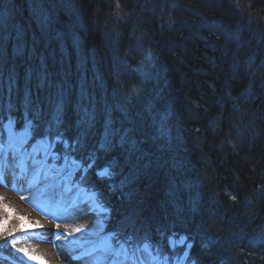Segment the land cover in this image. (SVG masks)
Instances as JSON below:
<instances>
[{
  "label": "trees",
  "instance_id": "16d2710c",
  "mask_svg": "<svg viewBox=\"0 0 264 264\" xmlns=\"http://www.w3.org/2000/svg\"><path fill=\"white\" fill-rule=\"evenodd\" d=\"M12 1L10 26L0 17V156L47 175L43 194L62 177L94 195L103 230L147 259L264 264V0ZM87 70L93 88L77 82ZM45 73L51 86L38 88ZM26 226L0 207V255L23 262Z\"/></svg>",
  "mask_w": 264,
  "mask_h": 264
},
{
  "label": "rangeland",
  "instance_id": "374dc122",
  "mask_svg": "<svg viewBox=\"0 0 264 264\" xmlns=\"http://www.w3.org/2000/svg\"><path fill=\"white\" fill-rule=\"evenodd\" d=\"M11 1L12 0H0V17L5 16L4 18L7 19L6 23H4L5 27L10 26L7 22L11 21L13 16L10 14V12L12 13L11 9L13 7ZM36 8L37 9L34 10V15L38 20V25L43 29H48L50 26V24H48L50 23V18L46 16L40 3L36 2ZM76 19L79 21V25L84 23L80 21H84V19L79 17L78 14ZM91 22L95 23V20L92 19ZM67 26L68 24H66V28ZM80 46L81 45L77 47L78 50L81 48ZM44 152L46 153L48 151L44 150ZM3 174L4 173L0 170V198H2V201L6 203L15 214H20L22 216L25 226L27 225L26 227H28V230L22 232L21 237L16 242L17 248L27 250V253L22 252L23 258L26 259L30 256L39 257L40 260L31 259V261L36 264H45V262L46 264H96L94 260L96 258V253L86 256L82 254L79 256V259H74L79 250L78 247L75 246L77 235L72 231L70 234L59 236L58 240L54 235L55 233L61 232V230L69 232L68 228L72 230L79 227L88 228L92 231L86 233V235L93 236L99 234L102 225L99 219L90 212V209H86L82 204L80 205V203H78L74 209L69 210L68 207L70 205L66 206V204H68L70 197L64 196L59 208L54 202L49 210H45L46 205L41 204V200L37 197L38 193H31L28 195V198H26V192L22 190V186L24 185L28 188L32 187L36 175L31 178L19 172L14 175L17 177L19 183L10 184L8 180L3 181ZM49 201H51V199ZM93 208L96 207L93 206ZM57 225H59V227H57ZM68 225H70V227H68ZM43 228L46 230H43ZM40 230H42V234ZM59 234L62 235L63 233ZM38 245L45 246L48 252H39ZM96 246V251H100L98 252L100 256L108 255L103 251L105 245L97 243ZM48 255H50L52 259L48 257ZM3 261L4 260H1V262ZM115 264H122V260L117 261Z\"/></svg>",
  "mask_w": 264,
  "mask_h": 264
},
{
  "label": "snow or ice",
  "instance_id": "6c2138e0",
  "mask_svg": "<svg viewBox=\"0 0 264 264\" xmlns=\"http://www.w3.org/2000/svg\"><path fill=\"white\" fill-rule=\"evenodd\" d=\"M26 52H27V45L26 44H20V45L17 46V54L18 55L24 56L26 54ZM30 54L32 56H34V57L36 56V53H35L34 49H33V51ZM37 58L40 59L41 66H43V58L42 57H37ZM27 78L30 80L31 79V74H29ZM50 86L51 85L48 82L46 73L43 74V75H38V83H37V87L38 88H46V87H50ZM24 101H25V107L26 108H27V106H29L32 103V100H31V97H30V93H29V91L27 89L25 90ZM57 111L58 112L63 111V101H61V103L57 105ZM37 116H39V110H37ZM56 122L59 123V118H57ZM7 127H8V130L10 131L9 141L11 143V141H12V131L11 130L14 127V122L12 120H9V123H8ZM25 127L27 128L28 133H30L33 130V125L31 124V122H26ZM3 147H4V145L2 143H0V151L3 150ZM20 147H21V150L24 149L23 142H21ZM30 159H31V157H30ZM77 167H78V170H80L81 166L78 165ZM97 176H99L101 179H104L106 177H110L111 173H110V171L107 168H105V169H102L101 171L97 172ZM0 199H2V198H0ZM0 207H3L4 210L9 212V213L12 212V209H8L6 206L0 205ZM3 223H7V221H3ZM57 227H59V225H57ZM76 231L79 232V231H81V229L78 228V229H76ZM54 235L58 239L60 234L59 233H55ZM115 239H118V238H115ZM15 242L16 241H13V243H15ZM20 251L27 253L26 249H21ZM103 251L106 254H108V255L116 256V257H119L120 255H124V257H125L124 264H128V261L133 260V257H134V253L132 254V256H129L127 254V250L126 249L121 247L119 250H117L113 244H111V243H109L107 241L105 242V246L103 248ZM144 251H145V253H148V252L151 251V248L148 247ZM29 258L30 259H34V260H40L39 257H35V256H30ZM74 259H75V257H74ZM45 264H46V262H45ZM133 264H138V261H134L133 260ZM148 264H163V262L157 257H152V259L148 262Z\"/></svg>",
  "mask_w": 264,
  "mask_h": 264
},
{
  "label": "bare ground",
  "instance_id": "6f19581e",
  "mask_svg": "<svg viewBox=\"0 0 264 264\" xmlns=\"http://www.w3.org/2000/svg\"><path fill=\"white\" fill-rule=\"evenodd\" d=\"M23 3H25V1H27V0H21ZM11 2H13V1H11ZM28 2V1H27ZM19 30L21 31L22 29L21 28H19ZM67 34H71V33H68V32H66ZM71 58H73V59H78V57H76V56H72ZM74 62V61H73ZM74 64L75 63H73L72 65L74 66ZM37 78H38V75H37ZM34 79H35V76H34ZM77 80V79H76ZM77 82H81V83H83L84 85H86L87 87H89V88H93V76H92V71H90V70H87L86 71V73L84 74V76H82L81 77V81L80 80H77ZM105 90H108V92L110 93V92H113V93H116L117 91H116V88H115V86H113L111 83H109L107 86H106V88H105ZM68 204L71 206V207H73V204L71 203L70 204V202L68 201ZM129 222V227L128 226H126L127 227V230H130L132 233H135L136 232V230L135 229H137V232H139V233H141L140 231L141 230H143L142 229V226L140 225V224H138V223H134V222H130V221H128ZM145 228H148V226H145ZM38 251L40 252H48V249L45 247V246H43V245H38ZM48 257H50L51 259H52V257L50 256V255H48ZM54 258V257H53ZM0 263L1 264H11L9 261H3V262H1L0 261Z\"/></svg>",
  "mask_w": 264,
  "mask_h": 264
}]
</instances>
